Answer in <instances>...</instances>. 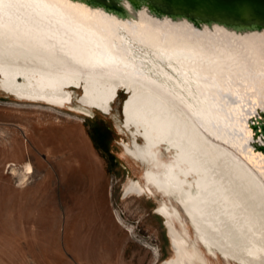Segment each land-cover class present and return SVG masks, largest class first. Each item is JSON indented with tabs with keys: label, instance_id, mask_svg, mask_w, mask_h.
I'll use <instances>...</instances> for the list:
<instances>
[{
	"label": "bare ground",
	"instance_id": "bare-ground-1",
	"mask_svg": "<svg viewBox=\"0 0 264 264\" xmlns=\"http://www.w3.org/2000/svg\"><path fill=\"white\" fill-rule=\"evenodd\" d=\"M135 19L72 0H0L1 90L63 109L81 88L82 114L112 113L126 90L125 152L144 164L145 183L131 180L124 197L165 196L157 211L174 255L160 264H207L198 243L264 264V164L215 139L241 146L252 136L240 114L264 101L263 36L143 11ZM32 172L28 164L25 177Z\"/></svg>",
	"mask_w": 264,
	"mask_h": 264
},
{
	"label": "rangeland",
	"instance_id": "rangeland-1",
	"mask_svg": "<svg viewBox=\"0 0 264 264\" xmlns=\"http://www.w3.org/2000/svg\"><path fill=\"white\" fill-rule=\"evenodd\" d=\"M72 89L71 103L61 109L20 101L0 88V264H160L172 258L166 220L157 211L165 196L124 197L131 180L145 183L144 164L125 152L132 137L121 109L125 90L112 113L82 114V90ZM28 164L33 172L25 177ZM172 201L192 242L193 228ZM198 247L207 264H240Z\"/></svg>",
	"mask_w": 264,
	"mask_h": 264
},
{
	"label": "water",
	"instance_id": "water-1",
	"mask_svg": "<svg viewBox=\"0 0 264 264\" xmlns=\"http://www.w3.org/2000/svg\"><path fill=\"white\" fill-rule=\"evenodd\" d=\"M91 8L103 9L122 18L130 17L132 20L139 16L140 12L164 19L170 18L176 21L187 20L196 27L219 25L242 35L261 34L264 41V0H72ZM122 102V115L125 117L124 103ZM119 96V93L117 97ZM232 96H229V98ZM253 112L251 108L245 109L247 128L252 130V136L243 140L241 146H233L229 140L225 141L216 134L215 139L232 147L248 162L256 167L257 157L264 164V101L256 106ZM201 124V122H199ZM220 131V129H218ZM234 133H232L233 135ZM243 131L237 132L233 139L242 141ZM243 136V137H242ZM235 137V138H234ZM232 139V138H231ZM262 160V161H261Z\"/></svg>",
	"mask_w": 264,
	"mask_h": 264
}]
</instances>
